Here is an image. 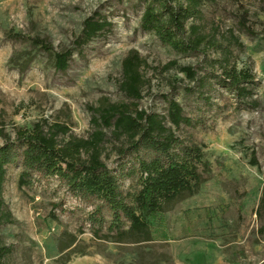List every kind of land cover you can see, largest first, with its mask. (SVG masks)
Masks as SVG:
<instances>
[{"label": "rangeland", "instance_id": "374dc122", "mask_svg": "<svg viewBox=\"0 0 264 264\" xmlns=\"http://www.w3.org/2000/svg\"><path fill=\"white\" fill-rule=\"evenodd\" d=\"M202 11L208 30L218 28L221 38L233 30L239 38L243 49L233 47L235 62L256 76L258 109L238 106L217 79L206 91L213 103L212 108L207 106L179 68H204L206 58L217 59L219 53L175 54L155 35L143 32L144 6L139 0H0V123L12 138L16 126L43 119L61 121L76 137L87 138L92 130L89 108L103 99L131 102L119 85L122 62L136 51L146 61L144 73L150 82L140 109L165 115L167 99H175L188 117L202 121L195 129L177 131V136H193L213 172L198 196L166 216L161 227L166 241L143 246L140 258L135 247L94 241L90 218L95 206L73 196L63 182L37 177L21 190V164L13 165L4 198L16 224L1 230L5 243L14 246L10 264H61L58 239L65 231L78 235L80 229L84 232L80 239L93 246L68 264H264V210L256 214L264 189V0H204ZM95 13L108 17L113 29L90 43L84 57L75 54L67 72H58L41 52L24 75L10 64L14 53L30 50L29 42H19L16 34L46 37L60 52L73 48L85 20ZM173 61L177 67L166 68ZM253 154L259 167L251 164ZM104 161L112 171L120 163L125 168L137 163L112 148ZM136 184V177L129 178L122 187L131 191ZM103 216L111 222L110 212L103 211ZM165 257L171 262H162Z\"/></svg>", "mask_w": 264, "mask_h": 264}, {"label": "trees", "instance_id": "16d2710c", "mask_svg": "<svg viewBox=\"0 0 264 264\" xmlns=\"http://www.w3.org/2000/svg\"><path fill=\"white\" fill-rule=\"evenodd\" d=\"M139 2L144 6L140 25L143 32L155 35L175 54L219 53L217 59L206 58L204 68H179L189 84L196 85L195 90L207 106L212 108L213 103L206 91L210 82L217 79L222 88L236 97L238 106L259 108V101L254 99L256 76L251 68H239L235 62L233 47L243 49V45L233 30L227 38L219 36L218 28L208 30L202 11L204 0ZM245 20L242 17L243 28ZM113 26L108 17L95 13L85 20L73 48L60 52L55 51L46 37L37 35L27 39L16 34L19 42H29L30 50L14 53L10 64L24 75L37 58L36 53L41 52L51 59L58 72L65 73L75 54L84 57L86 47L111 32ZM146 65L138 52L128 53L122 62L119 88L131 102L112 103L103 99L98 106L89 108L92 130L87 138L76 137L71 127L61 121L49 123L46 119L16 126L12 138L0 123V264H10L15 252L14 246L7 245L1 235L3 227L16 224L4 198L8 169L13 165L21 164L18 180L21 190L31 187L37 177L63 182L73 196L95 206V215L90 218L94 241L135 247L140 258L144 255L143 246L166 241L161 228L166 216L179 204L198 196L212 180L211 162L194 137L177 136V131L195 129L202 121L188 117L175 99H167L165 115L140 109L144 90L150 83L144 73ZM171 67H177V62L166 68ZM207 69L211 71L207 73ZM218 71L221 75L216 74ZM109 148L123 159L134 158L137 163L131 168L120 163L117 171L110 170L104 161ZM251 164L259 167L255 154ZM135 177L136 189L124 191V180ZM262 192L256 211L259 215L264 210V189ZM105 210L111 213L110 223L103 216ZM78 233L65 231L58 239L61 264H68L74 255H86L93 246L80 239L84 234L82 229ZM162 262L170 263L171 259L165 257Z\"/></svg>", "mask_w": 264, "mask_h": 264}]
</instances>
